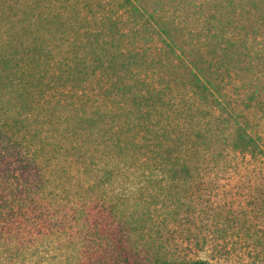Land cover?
I'll return each mask as SVG.
<instances>
[{
  "label": "trees",
  "instance_id": "1",
  "mask_svg": "<svg viewBox=\"0 0 264 264\" xmlns=\"http://www.w3.org/2000/svg\"><path fill=\"white\" fill-rule=\"evenodd\" d=\"M261 128L264 0H0V232L79 230L81 264H213L164 234L210 156L264 160Z\"/></svg>",
  "mask_w": 264,
  "mask_h": 264
},
{
  "label": "rangeland",
  "instance_id": "2",
  "mask_svg": "<svg viewBox=\"0 0 264 264\" xmlns=\"http://www.w3.org/2000/svg\"><path fill=\"white\" fill-rule=\"evenodd\" d=\"M261 131L264 137V128ZM261 159L250 153L230 152L203 161L190 186L193 200L189 213L177 227L165 232L162 252L178 260L264 264ZM47 227L42 231L17 228L12 233L0 232V264H81L85 242L79 230L53 233ZM101 250L113 252L111 247H99ZM110 258L112 262L116 257Z\"/></svg>",
  "mask_w": 264,
  "mask_h": 264
}]
</instances>
